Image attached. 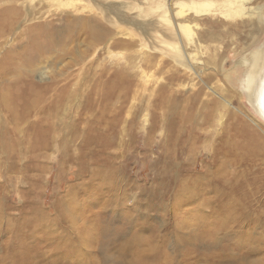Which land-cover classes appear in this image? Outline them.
<instances>
[{"label":"rangeland","instance_id":"1","mask_svg":"<svg viewBox=\"0 0 264 264\" xmlns=\"http://www.w3.org/2000/svg\"><path fill=\"white\" fill-rule=\"evenodd\" d=\"M0 2V7H19L17 27L12 33L0 34L3 41L0 63L8 54L12 55L18 71L27 75L24 80L50 86L46 95L56 94L65 86L67 93L61 99L64 121L74 119L79 127H85L83 121L91 117L85 110L86 104L96 103L94 91L112 71L120 78L126 77L133 91L127 103L119 104L121 133L128 131L133 112L138 113L131 129L136 136L130 140L124 137L120 149L132 154L129 152L127 156L124 152L114 157L121 152L117 145L108 152L112 165L122 166L114 176L105 173L106 165V169L110 166L101 163L102 160L96 165L94 177L89 176L88 171L79 173L77 160L68 159L60 166L57 162L60 153L54 150H47L45 159L34 157L39 164L46 165L40 172L0 168L3 196L0 264H248V261L263 259L264 225L253 227L249 220L234 219L237 214L233 220L227 219L225 215L231 211L221 207L223 202H228L226 199L218 198L216 191H203L201 187L198 194L194 191L195 185L207 181L208 171L215 170L219 164L212 158L208 141L200 138L195 152L184 151L177 158L171 157L176 163L169 165L172 168L168 176L174 177L181 187L162 191V183L167 179L161 168L167 157L165 144L160 142V133H163L160 126L163 118H174L182 111L200 116L209 106L220 104L214 107V113L221 114L214 118L213 126L199 123L196 133L215 135L226 125V116L231 111L237 116H233L237 118L235 124L255 130L264 138V123L251 112V105L237 86L240 74L244 73L241 58L261 43L264 46V20L258 19L259 15H264V0L242 3L235 0ZM39 25L70 29L59 35L58 46L53 50L26 60L24 49L28 48L30 36L40 31L37 30ZM95 27L105 31H100L103 35L96 42L90 36V28ZM107 27L110 32L106 31ZM37 34L43 38L44 33ZM67 40L70 42H65ZM14 72L6 75V79H16ZM165 98L173 99L175 106L170 110L162 103ZM154 113L159 117L157 128L150 125ZM146 133L151 134L146 136ZM70 134L67 133V139ZM17 135L23 136L22 133ZM3 137L0 133V144H4ZM80 140L78 136L71 141L70 149L76 156ZM180 142L179 147H183L185 142L183 139ZM98 153L103 158L102 153ZM5 154L0 146V167ZM229 163L228 170L241 168L240 165L246 168L247 164L257 168L248 176L254 195L246 199L247 206L252 210L264 209V155L248 163L244 160L240 165ZM131 183L133 186L129 185ZM86 193L91 200L83 198ZM67 195L75 197L78 212H73L72 221L63 211H58L55 203ZM202 200L211 203L208 205ZM242 205L244 210V203ZM49 227L55 233H48ZM215 227L222 229L212 236V231L217 230ZM245 231L246 236L249 232L247 244H243ZM213 237L217 242L219 239L215 245H212Z\"/></svg>","mask_w":264,"mask_h":264},{"label":"bare ground","instance_id":"2","mask_svg":"<svg viewBox=\"0 0 264 264\" xmlns=\"http://www.w3.org/2000/svg\"><path fill=\"white\" fill-rule=\"evenodd\" d=\"M247 1L248 0H235V2H238V3L247 2ZM24 4L25 3H23V5ZM17 5H19V3ZM18 8L14 6L10 8H8V6L7 8L5 6L0 7V34L4 33L5 35L6 33H12L13 29L17 27L16 23H17ZM260 16L261 15H259L258 19L260 21H263L264 15L262 14V16L261 17ZM49 20L47 19L46 21H49ZM61 20L62 22H64L63 19ZM53 25H48L46 28H44V26L42 25L37 26V30H40L37 33L39 34L40 32L44 33L42 36L43 38L39 37L37 33H36L37 37L35 34H33V36H30V42L28 41L27 43V45L29 44L28 48L26 47V50H25L24 48L21 47L22 50L24 49V51L26 52V53H23L24 59L26 58V60L27 59L30 60L34 55L36 57L46 51L53 50L54 47L58 46L56 40H58L59 35H61L62 33L68 32L70 29V27H66V26L65 28H56V27H53ZM101 25L97 24L98 27ZM85 27H87V25ZM104 28L106 29L105 26ZM184 28L185 30L188 31V26ZM91 29L92 28H90V31H91L90 36L94 38L95 39L94 42H96L99 40L98 38L101 35L100 31H103V30L98 31V28L96 29V27L94 28V30H91ZM106 31L110 32L109 27H107ZM104 32L105 31H103V33ZM65 39L67 38L65 37ZM2 42L3 41H0V43ZM65 42H68V40ZM89 42H90V39H89ZM6 43H9V42H6ZM10 44L11 43H9V45ZM8 55L9 56L8 57L6 56V59L2 60V62L0 63V133H3V136H4L2 138V142L4 144H0V146L6 151V154H5L6 156L4 157L0 168L3 170H7V171L13 170L16 172L20 170L22 172L26 170L27 171L37 170V172H40L42 169H46V165L41 162L39 164L38 161H35L34 157L35 156L38 158L42 157L43 159H45L47 158L46 151L54 150L60 153L59 159L56 158L58 165L60 166H62L64 161L68 159L72 161L77 160L78 162H80L79 173H82L83 171H88L89 176L94 177L93 175L95 174V171L97 170L96 165L97 163H100L98 161H101V160H102L101 163L109 164V166L112 167L111 170H108L110 169V167L106 169L107 168V165H106V168H105L106 174L108 173L109 175L114 176L116 172H119V168L122 166H118V167L113 166L112 165L113 160H112V157H110L111 154L108 155V152L115 145H117V147L119 148V151H121L120 150L122 147L121 144L124 143L125 141L124 137H127V140H130L132 136H136L135 133H132L131 129L135 124L136 116H138V113H135L134 111L133 112L134 115L131 118L132 120L128 119L129 120L128 131H126V133H121V130L118 128V124H119L120 117H121V109H120L119 104L127 103L130 97L132 96L131 94L133 92L129 81L125 80L126 77L124 79L120 78L112 71L109 78L106 81L100 83V86H98L97 89L94 91V93L97 95L96 103L93 101H90L88 104H86L85 110L87 109L88 112H90L91 117H88L83 121L85 124V127L82 128V127H79L78 122L74 119H72V121L68 123L64 121L65 116L63 113V105H62L63 102L61 99L67 93L65 86H64V89H58L56 91V94L53 93L50 95H46V93L50 90V86L35 85L32 82L24 80V78L26 79L25 76L27 75L20 73L18 71L17 63L13 62L12 55L10 54ZM240 62L243 65L242 67L244 68V73H242V76L240 74V77L238 79V84H237L238 90H241L245 94V97L247 98L248 103L252 107L251 112L260 121L264 123V46H263V43H261L260 46L254 47V49L251 50V52H249L248 54H245L241 58ZM29 68L31 67L29 66ZM31 70L33 69L31 68ZM14 71L16 72L15 74L16 79L12 81H9L8 79H6V75L11 74ZM164 102L166 103V106L169 110L172 106H175L173 104V99L172 100L170 98L169 99L165 98L164 100L162 99V103ZM61 106H62V109H61ZM215 106L219 107L220 104L219 106L218 104H213V106H209L208 110H206L207 112L205 111L200 116H196L197 114L194 115L191 112L185 113L184 111H182L180 115H178L179 114L178 113L175 115L174 118L166 117L162 119L163 124L160 127L163 133H160L162 136L160 135L159 136L161 137L160 142L165 144V147H166L165 157H167L166 162H164L163 167L161 168V171L164 174H166L165 179H167L165 183L164 182L162 183V191L165 188L167 191H169V189L174 190L177 187L180 190V187H181L180 184H178V182L173 180L175 178L168 176V173L170 172V169L172 168L169 165L176 163V161L174 159H171V157L177 158V156L180 153H184V151H189L190 153L195 152V149L197 148L196 144L200 141V138H202L205 141H208L209 144L211 145L210 151H212V158L219 164L215 166L216 167L215 170L210 171V173L208 171L209 177L207 181H205L204 183H197L198 185H195L194 191H196V193L198 194V190L200 187H201L200 189L203 191L204 190L208 192L216 191L218 193V196H217L218 198H223L228 201L227 203L223 202V204L221 205V207L224 210L227 211V209H230L231 211V212L227 211L229 214L225 215V218L232 219V217H234V215L237 214L238 217H235L234 219L242 218L245 220H249L253 224V227L257 228L261 225H264V209L262 210L253 209L252 210L250 208V205L247 206L249 202H247L246 200L249 196L254 195V193L251 192L252 185L248 181V176L250 173L256 172L257 168L252 167L251 165H248V164L244 165L246 168H242V165L240 164H243L242 162H244V160H246V162L248 163L250 160L257 158L259 155H264V138L258 132H256L253 128L252 129L254 131L248 130L247 128H244L241 125L235 124L237 118H234V117H237V116L231 111L229 115L226 116L228 120L226 125L224 124L223 129L221 130L219 129L218 131H216L215 135L209 136V135H206L205 133H196L197 125L199 123L203 125L208 124L207 126L209 125L213 126L214 118H217V116L221 114L217 112L214 113ZM130 109L132 108L130 107ZM166 114H169V116L171 115L169 112H167ZM158 118L159 117H157V114L155 115L154 113L153 122L150 124L152 125V127H156V128L159 127L157 125ZM253 121L257 122L254 119ZM187 123H191L189 124L191 126L190 127L189 125L186 126ZM199 129L200 128H198V130ZM122 131L124 130L122 129ZM18 133H22L23 135L22 137L24 138L19 137V135H17ZM67 133H71L69 139H67L68 137ZM149 134L151 133H146V136H149ZM154 134L155 133H153V135ZM78 136H80L81 140L76 147H78L80 151L78 152L76 156L75 154L72 153V150L70 148L72 146L71 141L77 138ZM9 138L11 139L10 142L7 141V139ZM181 139H183V142H185V145L183 147H179L181 144L180 142ZM98 152L102 153L103 158L101 155H99ZM124 152H126L128 156L129 152L131 151L128 152V151L122 150L120 153H115V155L113 154L112 155L115 157L118 154H123ZM28 153L29 154L31 153V155H28ZM230 161H232L233 163L234 162L238 164L240 163L239 165L241 168L237 166V168L235 167L236 169L228 170L227 166L230 164L229 163ZM122 170L124 171V169ZM258 172H261L260 168H258ZM31 175L32 174H30V176ZM256 178L259 179V177H256ZM192 183H194V180H192ZM88 185L89 187L94 188L93 187L94 185L91 186L90 183H88ZM129 185L133 186L132 183ZM191 195L193 194L190 193L189 197H191ZM194 197H195V194H194ZM2 198L3 196H1V193H0V206L3 203ZM74 198H75L74 196L67 195L62 198L60 197L59 200L55 202L57 203L58 211L59 212L63 211L66 214V218L70 221L74 219L73 212L75 214L78 213L77 208H75L74 206ZM83 198L85 200L88 199V201L91 200V198L87 195V193L83 196ZM241 199H244L246 202L241 201ZM203 202L204 203L206 202L208 205H210L211 203V201L209 200H202V203ZM243 203H244V210H242ZM215 228L217 230L214 229L212 231V236L214 235V233L216 234V232L219 231V229H222V227H219V228L215 227ZM53 231L54 230L50 227L47 229L48 233H55ZM228 232H231V231H228ZM248 233L249 232L247 231V236H248L247 237L246 231H245L244 238H243V240L245 241L243 242V244H247V240L249 239ZM12 242H15V241H12ZM218 242H219V239H218ZM218 242L216 238L214 237L212 238V245H215ZM22 243H23L22 245H24V242ZM15 255L13 254L14 257ZM247 263L248 264H264V257L263 259H260L257 261H248Z\"/></svg>","mask_w":264,"mask_h":264}]
</instances>
